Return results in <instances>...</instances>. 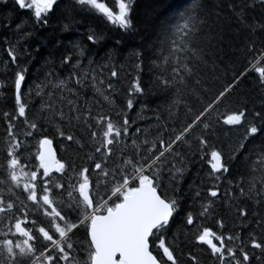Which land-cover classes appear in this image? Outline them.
<instances>
[{
    "label": "snow or ice",
    "instance_id": "1",
    "mask_svg": "<svg viewBox=\"0 0 264 264\" xmlns=\"http://www.w3.org/2000/svg\"><path fill=\"white\" fill-rule=\"evenodd\" d=\"M13 2L20 9L32 10L35 25L43 28L51 27L50 14L59 7L58 0ZM111 3L112 7L102 0H69L65 8L68 15L65 17L66 22L62 23V31L67 32L75 22L71 13L85 8L102 15L107 21L124 30H131L133 0H111ZM227 8L253 37L247 45L251 54L248 64L239 75H234L231 83L199 110L193 112L188 108V112L192 113L190 122L183 123L178 130L173 129V135L167 140L158 134L152 140L144 139L137 143L134 136H129L131 124L127 112L121 110L116 113L120 117L117 121L113 119L112 113L101 111L93 115L92 102L87 99L83 104L80 103L79 90L91 86L104 101L114 105L115 99L111 94L114 85L108 82L106 86H100L105 85L102 78L105 67L109 68L111 78L118 77L110 54L106 53L103 58L108 61L107 65L97 63L94 56L87 54L81 43L69 41L73 51L66 52L59 61V66L67 70L63 77L46 62L48 70L44 79L35 86L37 95L43 94L47 97V101L42 104L47 115L39 119L55 124L58 136L80 148L85 147L84 141L73 133L66 134L62 123L58 122L82 126L91 148L86 153L87 159L93 165L92 171L97 173L96 186L98 188L103 180L107 189V198L94 195L89 168L83 166L79 171L73 168L77 183L69 182L70 190L67 191L66 201L54 195V190L63 192L65 185L58 182L52 173H65L71 165L57 157L53 139L45 134L37 118H29V104L22 97V86L25 85L28 68L17 61L28 54L26 44L23 51L21 50V42L31 39L34 33L24 30L27 24L24 20L15 23L13 27L11 16L0 17L4 22L3 26L11 28L17 34L14 40L5 38L4 41L8 45L5 51L9 61L16 68L13 79L16 110L15 113H2L7 123V139L5 159L0 164V169L4 172V178H0V185L3 186L0 187V219L7 217V222L0 228V264H181L175 234L172 238L168 237L180 208V184L187 170V157L178 148L187 145L193 131L200 128L201 134L196 136L198 152L210 155L212 171L209 176L218 182L222 175L229 172V163L238 154L245 152V142L257 135L264 136V112H253L249 119L246 105L236 108L225 106L220 111L221 105L240 87L249 72H254L259 82L264 85V47L257 46L259 37L256 36L258 32L264 33V0H232ZM257 8L261 13L260 19L250 15ZM173 21L163 29L162 39L159 41L160 54L155 62L160 71L154 84L163 90L176 86L178 82L187 85L186 77L195 75L193 61L203 59L200 43L206 35L205 27L208 22L204 17L202 0H187L186 6L177 11ZM102 39V33L89 30L87 40L91 44H97ZM54 46L63 47V41L57 38ZM133 55L142 64V52L135 51ZM4 63L7 65L8 61ZM139 67L140 64H137V68ZM195 83L200 82L196 80ZM5 87L6 82L0 81V89ZM192 91L196 93L195 88ZM144 93L145 88L137 77L129 89V96ZM175 105L176 101L169 105V117H172L171 109ZM126 108H133V99L126 100ZM156 118L159 120V115ZM21 119L24 128L18 131L16 121ZM245 124V133L239 140L221 144L220 147L210 143L211 138L218 139L216 132L224 126ZM135 132L139 133L141 129L136 128ZM37 134L41 137L35 157L38 164L30 166L22 163V158L28 159L22 149L27 147L29 138ZM223 135L227 137L228 133L223 132ZM129 138L134 149L133 155H126L124 151L128 147ZM117 145L122 146L121 151L112 167H109L110 158ZM141 145L146 147L142 150ZM206 149L210 151L206 152ZM252 155L256 156L257 162L250 166L247 181L243 177L240 180L241 184L247 183V189L239 185L238 188L241 196L253 199L260 205L264 204V148ZM249 159L251 160V155ZM189 188L191 190L193 186L190 185ZM17 190H22L25 194L24 200L16 195ZM205 191L207 198L200 201L201 192L199 188L195 189L191 199L200 201L199 210L195 214L186 211L182 221L195 230L192 233L195 242L207 246L215 264H253V259L255 264H264V214L252 213L259 217L255 223L261 230L260 236L250 231L242 238L239 231H224L223 218L216 219L214 230L205 226L204 221L216 215L221 188L218 183H213ZM5 192L8 194L7 198ZM223 197L226 208L235 211L240 218L236 227H247V208L235 206L232 203L235 197L229 194L227 188ZM37 214L47 218L48 227L38 224L32 218ZM73 215L75 222L71 218ZM81 226L86 228L90 236L87 257L83 260L73 240L74 230ZM40 240L44 243L37 247ZM257 250L260 253L258 256ZM188 260L190 264H201L199 257L191 253L188 254Z\"/></svg>",
    "mask_w": 264,
    "mask_h": 264
},
{
    "label": "trees",
    "instance_id": "2",
    "mask_svg": "<svg viewBox=\"0 0 264 264\" xmlns=\"http://www.w3.org/2000/svg\"><path fill=\"white\" fill-rule=\"evenodd\" d=\"M229 2H232V0H202L204 17L208 22L205 27L206 35L200 43V47L203 49V59L193 61L195 75L191 78L186 77L187 85L178 82L176 86H170L169 89L163 90L154 84L155 78L160 71L155 63L160 54L159 41L162 39L164 27L170 22H174L173 17L178 10L186 6L187 0H133V28L131 30H124L89 9H78L71 13L75 22L70 25L67 32L62 31V23L66 22L65 17L68 13H66L65 8L69 0H58L59 7L55 9L54 13L50 14L49 23L51 27L48 28L35 25L32 10L20 9L14 4L13 0H0V17L4 15L11 16L13 18V27L15 23L24 20L27 22L24 30L34 33L31 39L21 42V50L23 51L26 44L28 54L24 55L23 58H18L17 63L28 68V76L25 85L22 86V97L29 104V118L38 119L45 134L53 139L59 159L71 165L65 173L52 174L58 182L65 185L63 192L54 190V195L58 199L66 201L67 191L70 190L68 188L69 182L72 184L77 183V178L72 171L73 168L76 171H79L83 166L89 168V178L93 182L94 195L105 196L107 189L103 180H101L98 188L96 186L97 173H93V165L87 159L86 153L91 151V148L87 136L82 131V126L58 122L62 123L66 134L73 133L80 137L85 143L84 148H80L77 144L58 136L55 131V124L39 119L47 115L42 108V104L47 101V97L43 94L37 95L35 86L44 79V74L48 70L46 62L51 64L63 77L67 70L59 66V61L66 52L73 51L69 41L81 43L86 48L87 54L94 56L97 63L102 62L107 65L108 61L103 58L106 53L110 54L112 57L111 62L116 65L118 77L111 78L109 68L105 67L102 77L105 80V85L100 86L104 87L108 82L114 85V91L111 93L115 99L114 105L104 101L101 96L95 93L91 86L79 90L80 103L83 104V101L87 99L92 102L93 115L101 111L112 113L113 119L117 121H119L120 117L116 113L121 110L127 112L131 124L129 136H134L137 139V143L144 139L152 140L158 134L167 140L170 135H173V129L178 130L183 123L190 122L192 113L188 112V108H191L193 112L199 110L214 95L231 83L234 75H239L248 64L251 54L247 45L253 37L247 28L237 22L236 18L228 10L227 5ZM106 3L112 7L111 0H106ZM250 15L260 19L259 8L251 12ZM3 25L4 22L0 20V81L6 82V87L0 89V164L5 159L7 139V123L2 113H15L16 110L13 85L16 68L9 61L5 51L8 45L4 41L5 38L14 40L17 34L13 33L11 28H6ZM90 29L102 33L103 39L99 43L91 44L87 40ZM256 36L259 37L257 46L264 47V42H262L264 41V33L258 32ZM57 38L63 41V47L54 46ZM135 51L142 52V64L133 55ZM5 61H8L7 65H5ZM137 64H140L139 68H137ZM137 77L140 79L141 86L145 88V93L143 95L134 94L129 96V89ZM196 80H199L200 83L196 84ZM193 88L196 89V93H193ZM29 89H31V93H29ZM129 98L133 99V108L130 110L126 108V100ZM173 101H176V105L171 109L172 117H169V105H172ZM241 105H246L249 109V119L252 118L251 113L253 112H264V85L259 82L254 72L247 74L240 87L228 97L224 105H221L220 111H223L225 106L236 108ZM157 115L160 117L159 120L156 118ZM133 120H135V123H132ZM16 125L18 131L22 130L24 128L23 120L16 121ZM246 127V124L235 127L224 126L222 130H217L216 132L218 139L213 137L210 139V143L220 147L221 144L239 140L244 135ZM136 128H140L141 132L136 133ZM223 132H227L228 136L225 137ZM200 134L201 129H195L188 138L189 143L178 148L187 157V170L180 184L182 192L180 208L175 216L172 228L169 230L168 237L172 238L175 234V242L179 245L177 249L178 258L181 264H190L188 260L189 253L198 256L201 264H215L214 257L210 255L207 246L195 242L192 235L195 230L182 222L186 211H192L195 214L199 210L200 201L207 198L206 187L213 183H218L221 188V199L216 204V215L207 218L204 221L205 226L216 230V219L223 218L225 223L224 231H239L242 238H245L250 231H254L257 236L261 235V230L255 223L259 217L253 216L252 213L260 212L264 214V204L257 205L253 199L241 196L238 185L247 189V183L241 184L240 180L243 177L247 181L250 174V166L257 162L256 156L252 154L259 153L261 148H264V136L257 135L254 138H249L245 142V152L238 154L236 159L229 163V172L222 175L217 182L209 176L212 171L209 163L210 155H203L198 152L196 136ZM21 138L23 139V137ZM40 138L38 134L29 138L27 147L22 149L28 159L24 160L22 158V163H27L30 166L38 164L35 157ZM127 143L128 147L124 150L125 154L133 155L134 149L131 146V138L128 139ZM144 147L146 146L141 145L142 150ZM121 148L122 146L120 145L114 148L109 167H112V163L116 161L117 154L121 151ZM205 151L208 152L210 150L206 149ZM250 155L251 160L249 159ZM32 168L35 170L34 167ZM0 178H4L3 169H0ZM117 179H119L118 176ZM229 183H231L230 187ZM190 185L193 186L191 190L189 188ZM0 187L3 186L0 185ZM196 188H199L201 192L200 201L191 199ZM226 188L229 194L235 197L232 202L235 206L247 208L249 212L248 221L246 222L247 227H236L240 218L235 211H231L225 206L223 193ZM16 195L19 196L20 200L25 199V194L22 190H17ZM5 196L7 198V192H5ZM105 198L107 197L105 196ZM32 218L36 219L40 225L49 226L46 217L37 214ZM71 218L75 222V216L73 215ZM6 222L7 217L0 219V228H3ZM74 231L73 240L78 246L77 250L81 252V259H86L87 243L90 240L87 230L84 226H81ZM43 243L42 240L38 241L37 247H40ZM248 250L251 252L250 247ZM256 255H260L258 250ZM253 264H255L254 259Z\"/></svg>",
    "mask_w": 264,
    "mask_h": 264
},
{
    "label": "bare ground",
    "instance_id": "3",
    "mask_svg": "<svg viewBox=\"0 0 264 264\" xmlns=\"http://www.w3.org/2000/svg\"><path fill=\"white\" fill-rule=\"evenodd\" d=\"M26 90H27V89H26ZM181 151H182V150H181ZM54 173H58V172H54ZM54 173H52V174H54ZM91 173H92V172H91ZM91 173H90V174H91ZM93 173H94V172H93ZM59 174H60V173H59ZM92 175H93V174H92ZM92 175H91V176H92ZM92 177H93V176H92ZM95 179H96V177H95Z\"/></svg>",
    "mask_w": 264,
    "mask_h": 264
},
{
    "label": "water",
    "instance_id": "4",
    "mask_svg": "<svg viewBox=\"0 0 264 264\" xmlns=\"http://www.w3.org/2000/svg\"><path fill=\"white\" fill-rule=\"evenodd\" d=\"M53 148L55 149L54 145H53ZM55 151H56V155H57V157H58L57 150L55 149ZM53 173H54V172H53ZM89 237H90V236H89Z\"/></svg>",
    "mask_w": 264,
    "mask_h": 264
},
{
    "label": "rangeland",
    "instance_id": "5",
    "mask_svg": "<svg viewBox=\"0 0 264 264\" xmlns=\"http://www.w3.org/2000/svg\"><path fill=\"white\" fill-rule=\"evenodd\" d=\"M102 2H106V0H102ZM115 10V9H114ZM32 170H34L33 168H32ZM77 182V181H76ZM74 183V182H73ZM22 239V238H21Z\"/></svg>",
    "mask_w": 264,
    "mask_h": 264
}]
</instances>
